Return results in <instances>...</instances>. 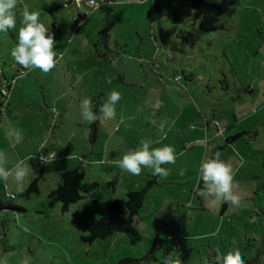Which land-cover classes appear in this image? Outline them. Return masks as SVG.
I'll use <instances>...</instances> for the list:
<instances>
[{"label":"rangeland","instance_id":"1","mask_svg":"<svg viewBox=\"0 0 264 264\" xmlns=\"http://www.w3.org/2000/svg\"><path fill=\"white\" fill-rule=\"evenodd\" d=\"M31 1L18 0V7ZM210 1L222 11L221 27L209 32L201 30L191 0H123L114 10L100 9L86 25L99 48L113 50L104 57L90 54L95 46L87 43L85 28L74 26L77 4L62 6L60 20L72 26L67 44L59 43L67 53L64 62L77 71L47 75L46 86L36 76L40 69L19 75L0 128L7 166L22 160L33 167L20 187L0 182V199L9 205L0 209V264H119L126 256L141 257L155 240L161 260L175 249L183 264H214L217 250L256 256L264 241V0ZM20 20L12 29L17 37ZM101 25L111 37L99 34ZM11 32H0V67L6 71L13 70L4 62L17 43ZM87 68L92 70L83 73ZM75 79L70 94L54 100ZM112 90L121 94L116 115L100 120L92 140L80 102L89 99L94 110ZM236 133L241 135L227 141ZM149 138L152 147H174L175 164L163 165L168 176L155 178L145 167L140 175L121 171L123 154ZM216 152L233 168L239 207L198 195L199 165ZM53 153L52 163L41 162ZM76 166L84 167L86 182L99 186L64 211L61 202L50 204L49 193L62 171ZM38 176L39 191L23 195ZM150 179L156 183L135 218L141 241L133 244L124 231L83 240L87 223L110 213L111 200L125 201L129 189H141Z\"/></svg>","mask_w":264,"mask_h":264},{"label":"clouds","instance_id":"2","mask_svg":"<svg viewBox=\"0 0 264 264\" xmlns=\"http://www.w3.org/2000/svg\"><path fill=\"white\" fill-rule=\"evenodd\" d=\"M103 2L104 0H99V3L98 0H86L88 7L92 10H97ZM30 8V5L24 4L19 13L21 26L18 31L17 43L11 49V56L25 70L37 68L48 73L56 67L62 54L54 49L55 39L50 24L46 25L41 22L39 11L30 10ZM17 9L18 0H0V32L7 33L16 27ZM77 24L80 23L77 22ZM120 99V92L110 91L106 99L100 104L98 115L93 111L91 101L85 98L79 105L80 115L90 123H95L97 120H110L116 115L115 106ZM159 130L163 133L162 139H166L167 133L164 132L163 124L159 126ZM15 136L19 142L21 139L19 132L15 133ZM152 145L153 141L150 138L141 139L139 147L123 154L118 161V167L121 171H126L132 175H140L142 167H145L151 169L154 176L167 177L169 171L163 165L175 164V149L168 144L161 147H152ZM220 155L219 152H216L212 156H206L200 163L199 179L202 181L203 188L198 195L203 199L220 201L233 207H239L241 197L234 191L236 185H234L233 168L228 162L222 160ZM54 160L55 153L49 159H41V162L50 164ZM100 163L103 164L104 161ZM7 165V153L0 151V182L5 185L11 180L17 187H20L28 181L33 173V167L22 160L11 168ZM8 195L10 198H15L13 193H8ZM257 260L258 264H264V257H258ZM162 264H183V261L173 249L164 257ZM214 264H246V260L238 249L229 250L227 253H221L217 250Z\"/></svg>","mask_w":264,"mask_h":264},{"label":"trees","instance_id":"3","mask_svg":"<svg viewBox=\"0 0 264 264\" xmlns=\"http://www.w3.org/2000/svg\"><path fill=\"white\" fill-rule=\"evenodd\" d=\"M191 3L198 10V12H196V18L200 22L202 31L209 32L221 27L220 15L222 7L220 4L210 0H191ZM21 69L22 67L19 68V74ZM0 70L4 73L2 67H0ZM177 78L180 77H176L175 80H177ZM93 111L98 114V104L95 105ZM99 123L100 120H97L95 123L91 124L92 140H95L98 135ZM240 135L241 133H236L230 136L227 141H230L231 138H238ZM85 177L86 171L83 166H76L62 171L59 185L49 193L51 198L50 204L54 205L59 201L62 203V209L65 211L72 203L81 200L85 193L99 186L98 181L86 182ZM39 181L40 177H35L22 194L29 196L33 192H38ZM155 183L156 179H150L145 187L141 189H129L126 193L127 197L125 201L119 198L111 200L109 205L110 213L100 217H93L87 223L88 233L83 236V240L92 243L96 240L104 239L116 231H124L129 235L133 244L141 241L142 233L135 225V218L142 211L147 193ZM7 207H9L8 203L0 199V209H5ZM157 239H159V235ZM158 245V241L155 240L153 246L144 255L141 257H123L119 260V264H162L163 260L156 254ZM242 256L245 258L246 264L252 262L256 257L247 256L246 258L243 254Z\"/></svg>","mask_w":264,"mask_h":264},{"label":"crops","instance_id":"4","mask_svg":"<svg viewBox=\"0 0 264 264\" xmlns=\"http://www.w3.org/2000/svg\"><path fill=\"white\" fill-rule=\"evenodd\" d=\"M75 2L76 4H77V12L76 13H78L79 11H89L90 12V15H89V18H87V20H85V21H83L82 23H80V24H77V21H76V16H75V20H72V21H74V26L76 27V29H80V28H85V32L87 33L86 35H85V38H86V41H87V43L90 45H94L95 46V48L93 49V51H91L90 50V54H92V55H94L95 57H104V56H109V54H114V52H113V50L111 49V48H109V47H107V49L106 50H103V49H101V48H99V46H98V44L100 43L98 40H94L93 38H92V36H94L93 35V32L92 31H90L89 29H87V23H88V21H89V19L97 12V11H99L100 9H105V7H110V9H112V10H114V7L116 6V4L120 1V2H122L123 0H114V3L113 4H109V5H106V6H103V7H100V8H98L97 10H92V9H90L89 7H88V5H87V3L86 2H84L83 0V3L85 4V10H82V9H80L79 8V3H78V1L77 0H35L34 1V3H32V1H31V3L29 4V3H26V4H28V5H30L31 6V8H30V10H32V9H35V10H37V11H39V13H40V20H41V22H43V23H45L46 25H49L50 24V29H51V31L54 33V39H55V45H54V49L58 52V53H61L62 54V56L60 57V59H59V62L57 63V65H56V67L55 68H53L50 72H48V73H44V72H42L41 70H39V71H36L37 70V68H34V72L36 71V76L38 77V78H40L41 76V78H43V83H44V86H46L47 85V80L45 81V79H48V76L49 75H51V76H53L54 74H58V72H60L61 74H68V72H72V71H74V72H76L77 71V68H75V67H72V65H71V63H66V62H64V57L66 56V54L67 53H65V55H64V53L61 51V45H60V43H59V41H60V39L61 40H64V41H66L65 42V44H67V34H68V32L69 31H67V29L69 28V27H71L72 25H70L69 23L70 22H67V25H66V22H65V20L62 22L61 20H60V11H65L64 9H63V7L62 6H64V7H66L67 6V3L68 2ZM22 8L23 7H18V11H17V18H20L21 16H20V14H19V12L20 11H22ZM94 13V14H93ZM10 32H11V30H10ZM13 32V33H12ZM12 32L10 33V35H12V38L13 39H16L17 40V33L15 32V31H13L12 30ZM98 32H99V34H102L104 37H111L112 36V34L111 33H109V28L108 27H106V26H103V25H101V26H99V28H98ZM17 42V41H16ZM103 42L107 45L108 44V42H109V40H107V39H104L103 40ZM76 54V53H75ZM8 58L5 60V62H4V65H9V66H11L10 68H12L13 70H10V71H6V70H4V73H3V75L0 77V81L1 80H10L11 78H13V77H15V75H18V72H19V68H21V66L20 65H18L15 61H14V59H13V57L11 56V54H9L8 56H7ZM6 62H7V64H6ZM16 64V65H15ZM17 66V68H15ZM3 68V67H2ZM16 69H17V71H16ZM92 69H90V68H87L86 70H84L83 71V73H89L90 71H91ZM14 71H16L15 73H14ZM27 71H29V70H27ZM13 73V76H11V74ZM31 73V72H30ZM29 73V74H30ZM41 73V74H40ZM20 75V74H19ZM18 75V76H19ZM28 75V74H27ZM48 75V76H47ZM74 76V75H73ZM19 79V78H18ZM77 79H75V80H72V81H70V82H68V85L69 86H67L66 88H64L63 89V91H64V93H63V95L62 94H58L55 98H54V100H56V101H58V100H60L61 98H62V96H66V92L68 91V94H70V92L72 91V89H74L75 87H76V85H78V83H77ZM17 83H18V80L16 81V84H15V88H16V86H17ZM15 88L13 89V91H12V94H11V98H10V103H11V101H12V99H13V95H14V93H15ZM21 88V87H20ZM19 90V89H18ZM45 90V89H44ZM17 91V90H16ZM67 94V95H68ZM46 96V100H48L49 101V99H50V95H48V93L47 94H45ZM9 103V104H10ZM48 103V102H47ZM9 106V105H8ZM8 106H7V108H6V110L8 109ZM5 122V121H4ZM4 124V123H3ZM219 132L221 133V130H219ZM97 138V137H96ZM236 170H237V168H236ZM194 174V177H196V176H198V170H197V172L196 173H193ZM179 179V178H178ZM180 180V179H179ZM190 180V179H189ZM202 182V181H201ZM176 183H178V182H176ZM226 204V203H225Z\"/></svg>","mask_w":264,"mask_h":264},{"label":"built area","instance_id":"5","mask_svg":"<svg viewBox=\"0 0 264 264\" xmlns=\"http://www.w3.org/2000/svg\"><path fill=\"white\" fill-rule=\"evenodd\" d=\"M83 1L86 2V0H83ZM98 3H99V0H98ZM113 3H114V0H104V2L100 4L99 8L102 6L113 4ZM89 15H90L89 11H80L78 12L76 16V20L77 22L81 23L82 21H85L89 17ZM26 72L27 70L22 68L20 71V75L25 74ZM2 74L3 72L0 70V76H2ZM17 78L18 76H15L11 78L10 80L0 81V127L4 123L5 111H6L7 106L10 103L11 94L16 84Z\"/></svg>","mask_w":264,"mask_h":264},{"label":"water","instance_id":"6","mask_svg":"<svg viewBox=\"0 0 264 264\" xmlns=\"http://www.w3.org/2000/svg\"><path fill=\"white\" fill-rule=\"evenodd\" d=\"M258 257H264V241L262 242L260 249L257 251L255 259L249 264H258Z\"/></svg>","mask_w":264,"mask_h":264}]
</instances>
